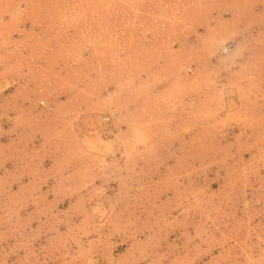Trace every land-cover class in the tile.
<instances>
[{
	"label": "rangeland",
	"instance_id": "obj_1",
	"mask_svg": "<svg viewBox=\"0 0 264 264\" xmlns=\"http://www.w3.org/2000/svg\"><path fill=\"white\" fill-rule=\"evenodd\" d=\"M5 2L0 264H264V0Z\"/></svg>",
	"mask_w": 264,
	"mask_h": 264
},
{
	"label": "crops",
	"instance_id": "obj_2",
	"mask_svg": "<svg viewBox=\"0 0 264 264\" xmlns=\"http://www.w3.org/2000/svg\"><path fill=\"white\" fill-rule=\"evenodd\" d=\"M7 4V6H5ZM0 22L1 24L5 22H9V5L5 2V0H0ZM0 24V29L4 30V27ZM5 33H8V29H6ZM4 43L2 42V53L1 59L2 63L6 64L9 61V48H4Z\"/></svg>",
	"mask_w": 264,
	"mask_h": 264
}]
</instances>
